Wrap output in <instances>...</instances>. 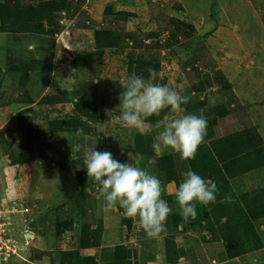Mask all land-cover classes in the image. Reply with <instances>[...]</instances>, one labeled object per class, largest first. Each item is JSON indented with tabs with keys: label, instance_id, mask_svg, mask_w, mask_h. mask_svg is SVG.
Wrapping results in <instances>:
<instances>
[{
	"label": "crops",
	"instance_id": "crops-1",
	"mask_svg": "<svg viewBox=\"0 0 264 264\" xmlns=\"http://www.w3.org/2000/svg\"><path fill=\"white\" fill-rule=\"evenodd\" d=\"M209 1L210 14L201 0L197 10L188 0H0L9 12L32 13L7 17L0 30V184L27 210L17 216L34 237L23 253L28 264H61L62 254L64 264H264V215L249 211L264 189V165L253 159L264 146V0L218 1L217 15ZM148 68L189 97L185 114L207 117L187 166L219 192L214 204L197 206L195 219L185 221L174 202L178 157L152 148L174 114L149 118L141 134L105 111L118 115L120 83L133 72L147 78ZM78 129L121 163L156 160L162 199L173 208L166 233L148 238L122 210H105L82 168ZM60 172L64 185L47 192ZM35 177L40 184L31 186Z\"/></svg>",
	"mask_w": 264,
	"mask_h": 264
},
{
	"label": "clouds",
	"instance_id": "clouds-1",
	"mask_svg": "<svg viewBox=\"0 0 264 264\" xmlns=\"http://www.w3.org/2000/svg\"><path fill=\"white\" fill-rule=\"evenodd\" d=\"M146 71L147 78L133 72L120 83L123 91L119 97L118 115L105 111L114 122L141 134L150 131L149 118L159 117L166 109L174 114L161 122L162 130L155 137L152 148L155 156L169 152L178 157L181 181L174 189V202L185 221L195 219L197 206L214 204L219 192L214 181L203 178L187 166V162L195 159L207 134V117L203 110L200 114H185L182 106L189 97L167 84L158 83L155 69ZM76 136L85 141L77 144L76 150H83L82 168L98 185L97 198L104 201L105 210H122V214L133 221L136 230L148 238L156 239L166 233V222L173 208L162 199L164 186L152 170L156 160L141 156L139 159L146 161L145 167L121 163L111 152L97 151V141L84 134L83 129H78Z\"/></svg>",
	"mask_w": 264,
	"mask_h": 264
},
{
	"label": "built area",
	"instance_id": "built-area-1",
	"mask_svg": "<svg viewBox=\"0 0 264 264\" xmlns=\"http://www.w3.org/2000/svg\"><path fill=\"white\" fill-rule=\"evenodd\" d=\"M26 212L14 201L8 204L0 200V264L13 259L26 262L23 253L32 247L33 233L28 228L17 230L13 220L15 215Z\"/></svg>",
	"mask_w": 264,
	"mask_h": 264
},
{
	"label": "rangeland",
	"instance_id": "rangeland-1",
	"mask_svg": "<svg viewBox=\"0 0 264 264\" xmlns=\"http://www.w3.org/2000/svg\"><path fill=\"white\" fill-rule=\"evenodd\" d=\"M189 2H187V4H189V8H192V9H195V10H197L198 9V0H188ZM202 2H201V4H202V6H201V10L202 11H204V12H206V13H208V14H210V11L208 12L207 11V8L205 7V5L208 7V9H209V7H210V4H211V2L209 1V0H201ZM218 1H223V0H216V2H214V5L212 6V11H211V14H213V15H217L218 13H219V7H220V4L218 3ZM226 3H228L229 2V4H231L230 2L231 1H229V0H224ZM233 1H240V0H233ZM249 24H250V26L253 28H255V24H254V22L252 21L251 22V19L249 20ZM256 29V28H255ZM257 30V29H256ZM23 47H24V45H23ZM23 47H21V48H14V47H11L12 49L14 48V49H16V51H21L22 50V48ZM19 61V60H18ZM18 61H14V64H18ZM7 128V127H6ZM6 135H8V133H6ZM11 136V135H10ZM261 151V150H260ZM260 157H262V159L261 160H264V152H262V154H260ZM254 159V158H253ZM36 174V173H35ZM34 174V175H35ZM42 180H44L45 178H46V176H48V175H46L45 173H42ZM64 176H62V174H61V172L59 173V175H58V178H52L53 180H51V182H54V181H57V184H55L54 185V187L53 188H48L47 190V192H51V191H55V190H59V188H61V184H62V186L64 185V178H63ZM10 178V177H9ZM3 182V181H2ZM29 184L32 186V185H39L40 184V178L38 179V181H37V178L35 177V179L34 180H31V181H29ZM6 186H7V184L6 183H4L3 182V184H0V200H2V201H5L6 203H8L9 204V201H11L10 200V198L11 197H9V195H8V193H7V191H8V189L9 188H6ZM264 193H262V194H260V195H258L257 196V198H255L254 197V199H252V201H254V202H256L255 204V208L256 209H258V207H260V206H264V195H263ZM262 211H264V208H263V210ZM18 215V214H17ZM17 215H15L14 216V218H13V220L15 221V227H16V229L17 230H19V231H21V230H23L24 229V226H23V224H22V222H20L19 223V221H20V219H23L22 218V216L20 215V216H17ZM40 222V221H39ZM18 223H19V225H18ZM38 224V223H37ZM244 224V225H243ZM243 225V226H242ZM210 226H212V225H210ZM238 226H239V229H245L246 228V222H245V220H243V221H241V222H238ZM212 228L213 229H215V226H212ZM216 230L217 231H222V228H220V226L218 227H216ZM216 230H214V232H216ZM30 253V252H29ZM29 253H26V255H24L25 256V260H26V262H22L23 260H21V261H15L14 263H12V264H28V262L31 260L30 258H28L29 257ZM36 258L38 257V256H35ZM27 258V259H26ZM51 258H52V256H51ZM48 260V259H47ZM53 260V259H52ZM32 261V260H31ZM49 262V261H48ZM8 263H11V262H8ZM7 263V264H8ZM6 264V263H5Z\"/></svg>",
	"mask_w": 264,
	"mask_h": 264
},
{
	"label": "trees",
	"instance_id": "trees-1",
	"mask_svg": "<svg viewBox=\"0 0 264 264\" xmlns=\"http://www.w3.org/2000/svg\"><path fill=\"white\" fill-rule=\"evenodd\" d=\"M44 6L45 5H43V6H41L40 8H42V9H44ZM28 14V16H29V14H32V13H29V12H27V13H23V12H20V14H17V13H12V12H9V11H7V9H6V7L4 6V5H2L1 3H0V30H6L7 29V24H6V20H7V17L8 18H10V19H13L12 17H14V18H16L17 20H21L22 19V17H24V15H27ZM30 17V16H29ZM31 18V17H30ZM27 131H30V129L28 128L27 129ZM24 135H27V134H25L24 133ZM23 138V137H22ZM22 140V139H21ZM23 141V140H22ZM29 142V141H28ZM257 144L258 145H261V141L259 140L258 142H257ZM261 150V151H260ZM262 152H264V146H259V148H258V150H256L255 151V155H254V165H255V167L257 166V165H264V160H261L262 159V157H260V154H262ZM236 163V162H235ZM258 193V194H257ZM262 193H264V189L263 190H260V191H256L254 194H256L257 196L258 195H260V194H262ZM264 195V194H263ZM253 207H254V205H252ZM253 207H251L250 208V214H252L253 216L256 214V216L259 214L260 216H262V215H264V212H262V210H263V208H264V206H260V207H258V209H256L255 207L253 208ZM263 213V214H262ZM229 251V250H228ZM230 253V252H229ZM235 254H238V252H231L230 254H229V256L230 257H232V256H234ZM68 255L67 254H62V259H61V261H60V263L61 264H64V260H65V258L67 257Z\"/></svg>",
	"mask_w": 264,
	"mask_h": 264
}]
</instances>
